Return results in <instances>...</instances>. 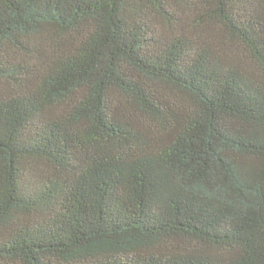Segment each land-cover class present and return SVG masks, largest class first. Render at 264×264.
<instances>
[{
    "label": "trees",
    "instance_id": "obj_1",
    "mask_svg": "<svg viewBox=\"0 0 264 264\" xmlns=\"http://www.w3.org/2000/svg\"><path fill=\"white\" fill-rule=\"evenodd\" d=\"M0 264H264V0H0Z\"/></svg>",
    "mask_w": 264,
    "mask_h": 264
}]
</instances>
